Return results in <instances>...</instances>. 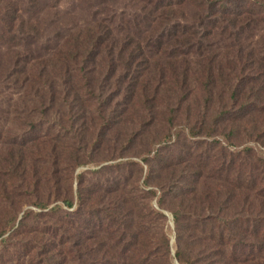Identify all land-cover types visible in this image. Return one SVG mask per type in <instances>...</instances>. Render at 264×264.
I'll list each match as a JSON object with an SVG mask.
<instances>
[{
    "label": "rangeland",
    "instance_id": "374dc122",
    "mask_svg": "<svg viewBox=\"0 0 264 264\" xmlns=\"http://www.w3.org/2000/svg\"><path fill=\"white\" fill-rule=\"evenodd\" d=\"M172 1L149 38L132 0H0L40 24L0 42L24 65L0 84L4 264H264V0ZM102 23L147 65L56 55Z\"/></svg>",
    "mask_w": 264,
    "mask_h": 264
},
{
    "label": "trees",
    "instance_id": "16d2710c",
    "mask_svg": "<svg viewBox=\"0 0 264 264\" xmlns=\"http://www.w3.org/2000/svg\"><path fill=\"white\" fill-rule=\"evenodd\" d=\"M111 1L112 3L115 0H106ZM133 2H138L139 6L137 7L141 14H143V22L146 29L149 30V38L153 37L158 32L159 28V19L164 20L167 16V9L172 6L174 1L170 0L169 4H166L165 0H132ZM197 5L200 7V11L209 10L210 15L215 17L218 13L219 1L216 0H196ZM100 3H103V0H100ZM13 7L8 12L2 10L0 8V42L2 41L4 46L9 48H15L19 45V42H14L15 38H17L20 42L23 41L24 44H29L36 41L39 37L38 28L39 23L33 21V16H29L27 20H23L19 15L17 10L16 2L13 3ZM2 10V11H1ZM183 19V18H181ZM184 20V19H183ZM168 23L169 20H164ZM103 24V23H102ZM100 28L105 30L104 36L100 34L97 26H87L86 34L80 33L77 29L75 33H70L68 37H66L64 43L62 44V48L59 54L56 55H67V52L62 49L66 46V48H71L74 50L73 54L67 57H64L63 61H69L72 59V62H77L78 64H82V70L89 65V63H93L95 61V55L99 56L101 54L102 49H108L111 56L116 55V52H119V59L116 61L120 65L124 66L125 71H131L133 65L136 64L137 67L140 65H147V57L144 52V47L141 46V42L134 40L132 37H128V41L124 42L123 39L117 40L114 38L112 34V30L110 27L105 24L100 25ZM139 29V28H138ZM137 29V30H138ZM138 35L137 32L135 36ZM133 36V35H131ZM148 39V38H145ZM106 40L113 42H106ZM124 43H128L130 45V49L125 48L124 54L122 53L121 45ZM113 44V45H112ZM112 45V46H111ZM87 46L88 57L80 52L81 47ZM116 47V48H115ZM13 55L10 58L9 63L6 59H0V84L9 80L12 76L16 84L19 83L20 77H24L21 75V71H18L12 67L23 68L24 65H21V60L19 57V52L13 51ZM55 55V56H56ZM61 57L56 58L58 61ZM24 62L26 60L24 59ZM44 64L45 61L35 59V61L30 64V69L39 70ZM139 68H143L140 66ZM134 70V69H133ZM119 75L124 74L118 72ZM34 79V77L32 78ZM66 206L71 207L73 203L69 200L65 201ZM0 264H4L3 261H0Z\"/></svg>",
    "mask_w": 264,
    "mask_h": 264
},
{
    "label": "water",
    "instance_id": "95a60500",
    "mask_svg": "<svg viewBox=\"0 0 264 264\" xmlns=\"http://www.w3.org/2000/svg\"><path fill=\"white\" fill-rule=\"evenodd\" d=\"M176 263H178V262L176 261Z\"/></svg>",
    "mask_w": 264,
    "mask_h": 264
}]
</instances>
